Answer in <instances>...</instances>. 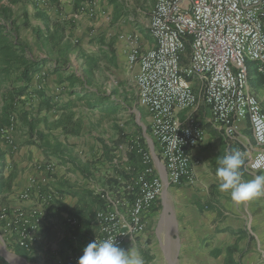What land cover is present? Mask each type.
Segmentation results:
<instances>
[{
	"label": "crops",
	"instance_id": "1",
	"mask_svg": "<svg viewBox=\"0 0 264 264\" xmlns=\"http://www.w3.org/2000/svg\"><path fill=\"white\" fill-rule=\"evenodd\" d=\"M80 5L81 0H19L12 6L18 35L31 50L29 55L45 62L42 72L35 76L44 74L46 70L55 81L64 73L68 76L62 81L70 89L78 77L72 67L77 66L76 58L89 59V56L95 57L101 52L111 57L117 67L129 73L134 80L137 68L129 67L128 55L138 40L143 49L155 47L149 30L150 19L145 27L142 26L143 12L138 8L136 20L131 17L117 20L116 3L111 1H108V6L105 5L104 12L100 8L97 10V17H82L77 14ZM76 42L78 45L72 47L76 48V53L71 54L67 48L75 46ZM41 46L45 50L41 51ZM62 58H69L71 62L66 67L61 66ZM248 68L251 92L258 98L264 111V74L258 71V65L254 62H248ZM35 76L31 88L34 87ZM53 89V85L42 89L45 97H38V112L32 114L35 120L27 119L21 107L18 108L21 113L14 133L15 144L0 142V215L4 208L11 211L20 207L26 211L41 210L46 222L36 246L31 253H27L38 264H46L49 251L55 264H71L70 256L81 250L77 248L82 238L80 234L85 235L83 238L87 243L84 245H87L97 232L95 214L99 200L96 189L113 186L118 180H126L136 173L131 172L127 159L125 175L118 173V169H121L116 164L117 160L110 162L112 166H109V160L104 162V171L97 167L98 164L87 162L88 159L83 156L80 163L74 161L66 140L68 137L58 135L62 127L65 128L60 118L69 115L67 111L71 98L61 96ZM187 114H192L199 121L204 132L200 145L190 151L193 182H184L179 186L166 185L159 200L163 203L167 199L181 225L178 239L184 251L180 259L184 257V264H264V196L244 204H234L228 193L218 189L216 176L218 159L236 149L242 151L244 159H247L242 167L244 180L264 175V172L250 174L246 171L247 163L256 150L249 123L238 122L237 132L230 138L213 125L211 114L202 103L184 113V118ZM147 119L148 126V114ZM148 148L151 150L150 142ZM80 149L85 156L84 148ZM108 159L112 160L110 157ZM46 164H53L54 171L47 173L43 168ZM102 172H107V175ZM102 176L106 180L100 184L99 177ZM44 180L46 185L43 184ZM33 183L30 200L21 203L20 196ZM50 191L55 195L51 201L47 198ZM158 203L149 213L147 228ZM70 218L78 219L79 227L72 226L68 222ZM86 223L94 232L84 228ZM0 233V248L22 250L14 243L16 235L5 232V221L2 219ZM137 240L128 242L125 247ZM6 261L5 264H11Z\"/></svg>",
	"mask_w": 264,
	"mask_h": 264
},
{
	"label": "built area",
	"instance_id": "2",
	"mask_svg": "<svg viewBox=\"0 0 264 264\" xmlns=\"http://www.w3.org/2000/svg\"><path fill=\"white\" fill-rule=\"evenodd\" d=\"M97 15L92 7L89 17ZM149 30L155 47L143 49L136 36L138 43L128 55V65L137 68L138 105L150 117L153 143L142 155V170L113 186L96 189L97 232L89 243L111 238L124 248L145 234L149 213L166 185L193 182L190 151L200 145L204 132L192 114L184 118V113L200 103L227 137L235 136L238 122L249 123L256 150L246 171L264 172V111L251 92L248 68V62H255L264 74V0H156ZM11 121V128L0 134L13 145L11 134L17 121ZM43 168L51 173L55 166ZM33 186L20 196L21 203L30 200ZM54 197L48 192L49 201ZM0 219L5 221V232L16 235L15 245L28 253L46 222L41 210L23 207L4 208ZM68 222L80 225L76 218ZM87 245L70 256L71 264H78ZM0 264H5L1 258Z\"/></svg>",
	"mask_w": 264,
	"mask_h": 264
},
{
	"label": "rangeland",
	"instance_id": "3",
	"mask_svg": "<svg viewBox=\"0 0 264 264\" xmlns=\"http://www.w3.org/2000/svg\"><path fill=\"white\" fill-rule=\"evenodd\" d=\"M108 1L116 3V9L118 10L117 20H125L131 17L136 20V13L138 8H141L143 12L142 26L148 23L150 19L151 10L154 5V0H81L79 7V16L89 17L90 10L95 7L97 10L100 8L103 12L108 6ZM105 7V8H104ZM75 46L67 48L71 51V54L76 53ZM30 50V49H29ZM39 50V49H38ZM40 50H45L44 47H40ZM31 51V50H30ZM90 55H94L89 53ZM95 57L89 56V59L84 57L76 58V68L72 66L78 77L75 80V84L70 89L67 88L64 78L68 75L64 73L59 75L58 79L52 80L51 74L46 70L45 73L35 76V88L42 89L48 85H53L54 92H59L67 98H71V105L68 116L60 119L62 123H65V128L62 127V131L58 135H65L68 138L69 145L71 147V155L74 161L81 162V156L88 159L87 162H91L101 171L106 169V165L103 164L109 160V166H112L111 161L117 160L118 173H126V159L129 163V157L134 147L141 145L145 152H147L149 128L147 126V113L143 108H139L137 104V92L133 77L127 73L122 72L114 60L111 57H107L105 53H98ZM69 58H62L61 66L66 67L70 63ZM17 75L14 73L13 78ZM88 88L92 93L99 94L100 96H109L105 106L95 107V100L88 97L84 92V88ZM56 88V89H55ZM52 90V89H51ZM50 91V90H49ZM24 104L21 103L17 106V109L21 105L25 106L31 114L38 112V97L26 96L22 99ZM3 103L0 104V111L2 110ZM15 130L11 136L14 139ZM0 142L6 143L4 137L0 134ZM80 148H84L86 155L81 152ZM105 160L102 161L101 158ZM112 158V160L108 158ZM247 162V159L245 160ZM107 175V172H102ZM114 173V171H113ZM121 175V174H120ZM99 177V183L102 180H106V177ZM110 176V175H109ZM105 185V184H104ZM103 186V185H102ZM89 232H94L87 223L84 224ZM181 225L178 223L175 217V212L172 205L164 199V202L159 201L155 210L153 220L148 226L145 234L132 245L125 247V250L130 252H138L143 260L144 264H184V257L181 255L184 251L180 239ZM0 235H2L0 233ZM80 241L78 242V249L80 250L82 245L87 243L84 234H80ZM70 248V246H69ZM3 249V251L1 250ZM4 251L9 252L12 255H17L22 258H26L20 250H13L11 248H0V256L6 261ZM48 260L46 264H55L53 254L49 251ZM34 261V260H33ZM7 262V261H6ZM33 264H38L36 261Z\"/></svg>",
	"mask_w": 264,
	"mask_h": 264
},
{
	"label": "trees",
	"instance_id": "4",
	"mask_svg": "<svg viewBox=\"0 0 264 264\" xmlns=\"http://www.w3.org/2000/svg\"><path fill=\"white\" fill-rule=\"evenodd\" d=\"M18 1L0 0V103H3L0 132L11 128L12 118L17 121L21 113L17 106L21 103L24 104L23 97H45L42 89L31 90L32 80L36 74L42 72L45 62L32 58L29 55L28 46L18 35V27L12 11V6ZM15 72L17 75L13 78ZM84 89L86 95L95 100V107L102 108L110 99L109 96L92 93L87 87ZM20 109L23 110L27 119L35 120L33 115L25 109V106L21 105ZM12 140L15 144L14 139ZM6 142L8 143V141ZM144 153L141 145L133 148L129 157L131 172L137 173L144 168L142 160ZM21 252L28 261H35L26 251L21 250Z\"/></svg>",
	"mask_w": 264,
	"mask_h": 264
},
{
	"label": "clouds",
	"instance_id": "5",
	"mask_svg": "<svg viewBox=\"0 0 264 264\" xmlns=\"http://www.w3.org/2000/svg\"><path fill=\"white\" fill-rule=\"evenodd\" d=\"M217 163L218 189L228 193L234 204H244L264 196V175H256L247 181L242 178V167L245 164L242 151H230L219 158ZM78 264H144V260L138 252L125 250L109 238L90 242L83 249Z\"/></svg>",
	"mask_w": 264,
	"mask_h": 264
},
{
	"label": "water",
	"instance_id": "6",
	"mask_svg": "<svg viewBox=\"0 0 264 264\" xmlns=\"http://www.w3.org/2000/svg\"><path fill=\"white\" fill-rule=\"evenodd\" d=\"M148 140L152 146L153 142H152L151 138H148ZM154 157L157 161V157H156L155 153H154ZM4 256L11 264H33V263L28 262L26 259H24L20 256H17V255H12L7 251H4Z\"/></svg>",
	"mask_w": 264,
	"mask_h": 264
},
{
	"label": "bare ground",
	"instance_id": "7",
	"mask_svg": "<svg viewBox=\"0 0 264 264\" xmlns=\"http://www.w3.org/2000/svg\"><path fill=\"white\" fill-rule=\"evenodd\" d=\"M3 251V249H1Z\"/></svg>",
	"mask_w": 264,
	"mask_h": 264
}]
</instances>
